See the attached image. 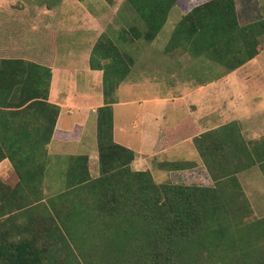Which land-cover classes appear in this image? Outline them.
Segmentation results:
<instances>
[{
	"label": "trees",
	"instance_id": "trees-1",
	"mask_svg": "<svg viewBox=\"0 0 264 264\" xmlns=\"http://www.w3.org/2000/svg\"><path fill=\"white\" fill-rule=\"evenodd\" d=\"M179 1L126 0L140 22L119 31L120 44L152 42ZM182 11L169 47L207 58L226 74L264 47V17L241 25L235 0H209ZM5 63L25 62L1 60L0 65ZM133 65L132 56L105 33L98 37L89 66L103 73V105L96 110L99 175L90 177L87 156L70 157L64 191L46 200L40 185L59 107L36 94L5 104L46 106L49 113L40 147H12L29 153L37 148L41 154L25 159L0 154L9 158L18 178L14 187L0 182V264H81L71 245L77 247V232L83 240L94 237L103 243L97 264H264V217L242 223L247 202L235 177L254 166L264 173V136L245 143L234 131L235 123L205 132L193 143L213 185L155 183L150 172L131 169L134 153L113 139V95ZM49 81L48 72L41 99L46 100Z\"/></svg>",
	"mask_w": 264,
	"mask_h": 264
},
{
	"label": "rangeland",
	"instance_id": "rangeland-1",
	"mask_svg": "<svg viewBox=\"0 0 264 264\" xmlns=\"http://www.w3.org/2000/svg\"><path fill=\"white\" fill-rule=\"evenodd\" d=\"M206 1L209 0H180L178 5L172 7L169 11L166 23L152 42L147 43L143 40H137L127 45L120 44L118 41L119 31L123 28L127 30L131 24H137L140 20L126 0H0V11L33 12L49 9L55 11L56 17L50 20L58 28L57 41L54 47L57 50L55 54H58L55 60L58 68H63L70 63V60H73L74 63H82V59H78V57L85 56V52H88V46L94 44L97 35L99 36L103 32L122 51L130 54L134 60V65L128 77L120 84L113 95V99L117 101V105L112 107L114 131L116 130L115 139L118 140L116 142L130 146L136 154L142 152L145 155L150 153L151 150V147L149 148L146 145L147 142H143L148 139L146 134L149 123L145 118L148 117L151 120V115L158 112L162 106V102H157L155 99L169 98V102H163V104L166 106V112L164 110L166 113V126L172 127L185 116L184 110L186 108L183 103L190 99L179 101L178 97L183 96L186 90L197 87L198 84L203 85L216 81L227 75L221 66L207 58H194L183 49L169 47L172 33L180 19V10L188 11ZM249 3L246 5L243 0L235 1L241 25L264 17V0H250ZM84 13H90L91 17L84 18ZM91 19L95 22L92 24L94 29L92 35L89 34L88 40L81 41L80 34H73L78 39L75 40V44L70 43L69 25L76 28L84 25V22L89 23ZM142 27L139 26L141 30H143ZM70 47L74 54L73 58L69 52ZM167 59L172 61L168 62ZM177 63L180 64L179 68L173 69ZM85 64L83 63V67L78 65L75 70L67 72L66 78L55 82L54 88L58 87L59 97L62 100L76 105L83 103L82 105L93 108L103 98L101 76H99L98 82L95 78L96 73L84 74L83 72L88 70V61ZM155 66L160 67L162 72L156 73ZM164 68L165 70H163ZM175 71H178V73ZM238 71L235 76L231 77L230 81H228L230 77L228 78L226 89L223 86L218 90L219 102L217 103L220 104L224 102L225 98L230 97L231 102L236 106L235 113L242 112L251 115L256 110L263 109L260 113L262 116L257 115L259 118L263 117L264 47L260 49L255 58L241 66ZM223 84L222 80L218 82L219 86ZM72 107L74 113L71 122L82 124L85 130L79 143L73 141L61 142L59 140L51 146L50 154L45 161V171L40 185V193L44 200L64 191V175L70 156L88 155L90 157V177L94 179L99 175L96 133L94 131L95 114L89 109L75 111V107L73 105ZM241 119L243 120L232 122H228V119H225V122L221 120L218 122V125L221 126L210 131L221 130L222 126L235 123L234 131L239 133L245 143L264 136V124L253 122L255 119L249 121L245 118ZM134 120L138 122L137 129L132 127ZM167 138H169V135ZM216 139H220V137L214 138L213 141L216 142ZM168 147L172 148L167 145L166 148ZM173 149L174 151L170 153V156L168 155L169 158L167 159L157 157L153 161L152 159L146 160L142 156L138 157L137 162L143 165L138 166V170L150 172L157 184L172 183L206 187L213 185V181L192 142H179ZM235 177L247 202L246 211L241 216L242 223H251L263 218L264 173L260 168L254 166L237 173ZM17 180L18 178L13 171L8 170L7 173H0V182L5 185L14 187ZM241 221H238V224ZM76 234L77 247L72 242L71 245L74 246L76 257L81 260L79 262L85 264L80 256L81 253L86 256L88 264L90 262L97 264V259L101 255V251L98 249L103 246V243H100L99 238L93 237V239L83 240L82 233L77 232ZM59 245L57 248L60 247Z\"/></svg>",
	"mask_w": 264,
	"mask_h": 264
},
{
	"label": "crops",
	"instance_id": "crops-1",
	"mask_svg": "<svg viewBox=\"0 0 264 264\" xmlns=\"http://www.w3.org/2000/svg\"><path fill=\"white\" fill-rule=\"evenodd\" d=\"M243 1H245L246 5L250 4V0ZM236 10L238 20H240L237 4ZM180 12L181 19L185 12L181 10ZM55 14L56 12L50 9L33 12L0 11V63L1 60L25 62L15 64L5 63L0 65V87L2 89V91L0 90V101L2 104V106H0V154L3 153L7 155L9 153V155H12L15 159H25L30 154L32 155V158H34L35 156L41 154V149L37 148L31 153L25 151L14 152L15 150L12 149V147L15 146L40 147L43 142L42 139L45 137V118L46 114L49 113V109L46 106L39 107L37 109H28L25 108V106L19 108L5 106L6 103H19L21 99L31 94H36L37 96L39 95V100L59 107V114L56 119L52 137L48 144H46V159H48L47 157L50 154L51 146L56 141H73L75 143L81 142V137L83 136L85 129L82 124L71 122V118L74 113L72 105L75 107V111L89 109L95 114L94 131L96 133V110L103 105V98L102 101L93 108L82 105L83 103H78L77 105L70 104L69 101H64L61 97H59L60 92L58 87L54 88L55 82L64 80L67 72L75 70L78 65H82L83 67V63L85 64L87 61L88 70L83 73H96V80L99 82V76H101V82H103L102 71L92 70L89 66L90 52L94 44L88 46V52H85V56L78 57V59H82V63H74L73 60H70V63L63 68H58L55 64V60L57 59L56 56H58V54H55L57 50L54 48L55 42L57 41L58 28H56L54 23L50 20L56 17ZM90 15V13H84L83 17H91ZM89 21V23L84 22V25L76 28L69 25L70 43L75 44V40L78 39L75 36L76 34H80L81 41L88 40L89 34L92 35V30L94 29L92 24L95 22L92 19ZM101 34L102 33H100V35ZM99 36L97 35L96 38L98 39ZM94 42L96 41L94 40ZM69 52L72 54L73 58L74 54L71 51V47ZM167 60L169 62L171 59ZM179 66L180 64L177 63L176 67L174 66L173 69H177ZM240 68L216 81H211L203 85L198 84L197 87L186 90V92L183 93V96L178 97L177 99L179 101H184L188 98L190 99L183 103L186 108L184 110L185 116L180 119L175 126H166V106L163 102H169V98L155 99L157 102H162V106L158 112L151 115V120L148 117L145 118L149 123L146 134L148 135V139L143 142H147L146 145L149 148L151 147L150 153L145 155L142 154V152L136 154L127 144L116 142L118 140L115 139L116 130L114 131V114L112 110L113 139L117 144L130 149L134 153V160L130 165L131 169L133 171H140L138 170V166H143L142 163L137 162V159L140 156L144 157L146 160L152 159L153 161L156 160L157 157H165L167 159L169 158L170 153L174 151L173 148H175V145L179 142L188 141L190 143L192 142V145H194L193 138L199 137L201 134L221 126L218 125V122L221 120L225 122V119H228V122H232L240 121L243 120L241 118H245L248 121L255 119L253 122L264 124V116L261 118L257 116L263 109L256 110L249 115L248 113L245 114L242 112L235 113L236 106L231 102L230 97L228 99L225 98L224 102H221L220 104L217 103L219 102L217 96L218 90L223 86L226 89L228 78L230 77L228 80L230 81L231 77L235 76V74L239 72L238 70ZM154 70L156 73L162 72V69L157 66H155ZM163 70H165V68ZM48 72L50 74V81L46 100H44L41 98L45 95V83L48 77ZM175 72L178 73V71ZM221 80L224 84L219 86L218 82ZM22 87H24V93L23 96L20 97V93L18 91L21 90ZM229 89L232 90L230 87ZM114 105H117V101L116 103H113L111 107ZM62 114L64 115L63 117ZM260 116L262 115L260 114ZM132 127L133 129H137L138 122L136 120H134ZM37 134H40V136ZM168 135L169 138H167ZM167 145L172 148H166ZM165 155L169 156L166 157ZM74 156L88 157V172L90 173V157L88 155ZM70 157H68V162ZM8 170L13 171L9 158H7V156L5 158L1 157L0 173H7ZM66 172L67 170L65 173Z\"/></svg>",
	"mask_w": 264,
	"mask_h": 264
}]
</instances>
